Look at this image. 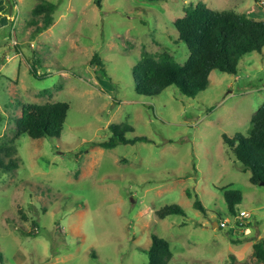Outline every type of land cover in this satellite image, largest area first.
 <instances>
[{
	"label": "rangeland",
	"instance_id": "rangeland-1",
	"mask_svg": "<svg viewBox=\"0 0 264 264\" xmlns=\"http://www.w3.org/2000/svg\"><path fill=\"white\" fill-rule=\"evenodd\" d=\"M40 1L0 0V150L17 163L0 171V264H146L153 233L170 241L172 264H261L264 184L251 181L225 134H248L264 102V48L243 56L237 73L212 71L196 96L177 85L139 94L135 73L144 50L188 59L175 27L186 7L264 19V0H50L55 21L36 34ZM55 101L70 103L60 137L17 135L24 103ZM114 122L148 140L92 144ZM230 189L242 195L235 214ZM171 203L186 213L160 218ZM242 210L249 216L239 220ZM221 215L229 227L213 226Z\"/></svg>",
	"mask_w": 264,
	"mask_h": 264
},
{
	"label": "trees",
	"instance_id": "trees-1",
	"mask_svg": "<svg viewBox=\"0 0 264 264\" xmlns=\"http://www.w3.org/2000/svg\"><path fill=\"white\" fill-rule=\"evenodd\" d=\"M96 3L102 7L101 0H96ZM56 8L57 4L50 0H42L33 7L31 12L34 17L30 22L37 25L34 33H41L54 23ZM36 17L44 22L40 23V18ZM175 27L180 40L190 50L188 59L179 61L169 51L157 57L144 50L136 64L135 82L139 94L154 96L168 86L177 85L184 94L196 96L208 87L212 71L237 73L243 56L264 48V19L231 9L217 10L205 2L186 7L184 14L175 20ZM17 48L21 51L18 45ZM91 63L97 66L98 73L105 74L106 69L99 53L94 54ZM31 71L39 75L35 64ZM69 111L70 103L67 101L24 103L22 114L17 118V135L27 133L33 138L60 137ZM110 129L112 135L109 138L92 144L113 148L120 143L148 140L144 135L127 137L126 133L134 130L129 122H114ZM225 141L235 159L242 163L244 171H251V181L255 184L264 181V102L252 116L248 134L239 132L233 137L225 134ZM1 152L0 171L8 172L17 163L14 160L6 163ZM225 195L235 214L242 199L241 191L230 189ZM194 206L202 211L208 210L199 199L195 200ZM185 213V209L178 203L166 204L157 210L160 218ZM147 253L146 264H172L174 252L171 243L157 233L152 234V243ZM254 253L260 263L264 264V241L254 244Z\"/></svg>",
	"mask_w": 264,
	"mask_h": 264
},
{
	"label": "built area",
	"instance_id": "built-area-1",
	"mask_svg": "<svg viewBox=\"0 0 264 264\" xmlns=\"http://www.w3.org/2000/svg\"><path fill=\"white\" fill-rule=\"evenodd\" d=\"M241 215H238V219L240 220L242 217H248L249 212L247 210H242ZM237 219V218H236ZM231 220L228 217H221L218 221V227L220 228H227L229 227Z\"/></svg>",
	"mask_w": 264,
	"mask_h": 264
},
{
	"label": "water",
	"instance_id": "water-1",
	"mask_svg": "<svg viewBox=\"0 0 264 264\" xmlns=\"http://www.w3.org/2000/svg\"><path fill=\"white\" fill-rule=\"evenodd\" d=\"M261 183L264 184V181H262ZM213 226H214V227H218V221H215V222L213 223Z\"/></svg>",
	"mask_w": 264,
	"mask_h": 264
}]
</instances>
